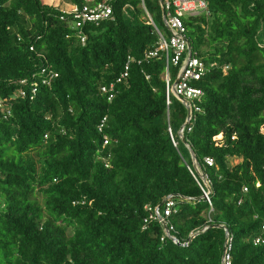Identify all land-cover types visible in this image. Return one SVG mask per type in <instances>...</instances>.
Wrapping results in <instances>:
<instances>
[{
	"label": "trees",
	"instance_id": "obj_1",
	"mask_svg": "<svg viewBox=\"0 0 264 264\" xmlns=\"http://www.w3.org/2000/svg\"><path fill=\"white\" fill-rule=\"evenodd\" d=\"M207 2L210 16L185 21L210 68L186 124L180 100L168 110L164 58L143 60L158 37L140 0H117L114 19L84 29L85 45L62 19L67 5L0 0V98L11 106L0 120V264H223L227 238L232 264H264V1ZM145 3L162 22L160 1ZM129 57L109 101L101 88ZM42 67L58 72L52 86L12 98ZM169 196L180 244L162 241L157 222L143 230Z\"/></svg>",
	"mask_w": 264,
	"mask_h": 264
},
{
	"label": "built area",
	"instance_id": "obj_2",
	"mask_svg": "<svg viewBox=\"0 0 264 264\" xmlns=\"http://www.w3.org/2000/svg\"><path fill=\"white\" fill-rule=\"evenodd\" d=\"M116 2L117 0H81V4H67V7L61 9L63 14L62 19H66V15L71 16V28L77 33L82 45H85L87 36L83 32L84 29L89 25L97 27L103 22L114 19V4ZM160 5L163 20L169 34L168 38L156 24L153 15L147 9L145 0H140V8L145 13L144 19L148 25L153 27L158 37L157 48L150 52H146L143 56V60L149 61L152 59L164 58L165 69L163 79L166 82V103L168 110L172 104V97L180 100L188 109L190 123L193 114L202 111L201 104L205 97V92L199 86V83L202 81L206 73L209 72L210 68L207 67L202 58L197 56V53L192 52V44L187 35L188 28L186 27L185 21L190 18L210 16L209 5L207 0H162ZM131 10H134L131 4H127L123 7V11L126 14ZM185 53H188L187 58L184 57ZM131 61L132 58L129 57L128 63L125 66V71L116 79V81L101 88L102 93L108 94L109 101H112L116 96L117 86L127 78L129 63ZM180 66L181 69L179 76L172 86V70L173 68ZM214 66L215 64H212L211 68ZM58 78L59 74L54 69L42 67L37 74L32 76V78L25 79L21 82L22 87L15 92L12 98H28L36 96L40 87H51L53 82ZM146 79L149 80V76H147ZM8 102V98H0V120L1 113H3L5 117L11 115V106ZM106 126L107 118L105 117L98 126V131L104 134ZM45 138H47V135ZM103 143L104 146L109 144V137L107 135H104ZM208 161L210 164L213 162L212 160ZM205 183L208 184L206 179ZM259 186L260 184L258 183L257 187ZM245 190L247 191V189ZM205 198L212 211V202L209 194L206 192ZM165 200L163 206H157L153 210L149 208L150 215L148 219L145 220L143 230L148 228L147 224L149 222H157L164 227L165 235L162 237V241H164L165 238H169L174 243L180 244L179 240L171 234V232L174 231V227L169 220L171 215L176 212L175 202L172 200L171 196L167 197ZM262 230L264 231V221L262 223ZM262 242L263 240L261 238H257L254 241V244L257 245ZM186 245L188 244H184V246ZM230 252L231 244L229 238H227L226 248L222 259L223 264H232Z\"/></svg>",
	"mask_w": 264,
	"mask_h": 264
},
{
	"label": "rangeland",
	"instance_id": "obj_3",
	"mask_svg": "<svg viewBox=\"0 0 264 264\" xmlns=\"http://www.w3.org/2000/svg\"><path fill=\"white\" fill-rule=\"evenodd\" d=\"M45 1H49L51 3L52 2L59 3V4H62V6H66L68 4L67 0H45ZM153 17L156 20V22L159 25V27L161 28V30L164 32L165 36L168 38V35L169 34H168L167 28L165 26V23H164V20H163V16H162V19H161L162 22H158L157 21L155 14L153 15ZM142 19H144V18H142ZM172 77H173V83H172V86H173L174 83H175V81H176V78L173 75V71H172ZM173 100H174V98H173ZM228 163H229L230 166H232V165L237 164L238 163V160H236V159H229Z\"/></svg>",
	"mask_w": 264,
	"mask_h": 264
},
{
	"label": "water",
	"instance_id": "obj_4",
	"mask_svg": "<svg viewBox=\"0 0 264 264\" xmlns=\"http://www.w3.org/2000/svg\"><path fill=\"white\" fill-rule=\"evenodd\" d=\"M159 1H160V3L162 2V0H159ZM189 118H190V117L188 116V119H187L186 124L189 123ZM192 157H193V160H194V162H195V164H196V163H197V162H196V156L194 155V153H192ZM202 176H203V177H202L203 180L205 181L206 177H205L204 175H202ZM165 201H166V200H164V201L162 202V204L160 205V207L164 205Z\"/></svg>",
	"mask_w": 264,
	"mask_h": 264
}]
</instances>
